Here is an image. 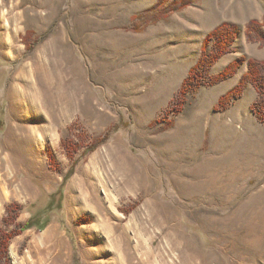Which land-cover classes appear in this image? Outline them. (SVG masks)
Instances as JSON below:
<instances>
[{
    "label": "rangeland",
    "instance_id": "rangeland-1",
    "mask_svg": "<svg viewBox=\"0 0 264 264\" xmlns=\"http://www.w3.org/2000/svg\"><path fill=\"white\" fill-rule=\"evenodd\" d=\"M173 1L141 17L159 0H0V230L11 203L23 206L20 223L55 193L59 206L44 231L11 241L12 264H264L257 91L249 84L214 109L247 64L191 94L171 124L165 115L220 24L239 35L213 74L243 55L264 60L245 34L264 0H194L169 13ZM70 137L82 143L73 159Z\"/></svg>",
    "mask_w": 264,
    "mask_h": 264
},
{
    "label": "trees",
    "instance_id": "trees-1",
    "mask_svg": "<svg viewBox=\"0 0 264 264\" xmlns=\"http://www.w3.org/2000/svg\"><path fill=\"white\" fill-rule=\"evenodd\" d=\"M170 0H159L156 6L147 10L141 17L149 16L153 12L158 13L163 5ZM194 0H175L168 8V12L172 13L175 10L183 9L190 5ZM158 18L154 19L157 22ZM246 38L249 42L260 43L264 46V19L263 21L250 20L246 26ZM238 29L229 24L222 23L209 32L202 42V54L195 64L189 70L188 76L183 81L178 95L170 102L169 108L166 111V118L168 123H172V116L180 114L185 107L188 97L197 92L202 86L216 85L230 77H233L239 72L244 64H247V71L241 77L238 84L225 95L220 97L218 103L214 107L215 111L222 112L227 110L236 100L244 95V91L249 84L253 85L257 91L258 99L253 105V110L257 118L264 123V60L256 58H248L240 56L230 62L225 69L217 74H213L212 70L215 64L227 53L231 52L233 45L238 38ZM211 46V50L207 52V48ZM5 122L0 117V134L4 131ZM117 129H110L101 137L96 138L90 147L87 148L88 152L94 151L97 147L106 143ZM82 143L76 144L73 138H67L63 141V147L68 151V156L74 158ZM51 167L59 171L58 161L51 148L47 149ZM64 187V186H62ZM58 196L55 193L52 196L50 203L41 211L32 214L29 220L25 223L18 221L22 214L23 206L19 203H11L6 208V215L3 218L5 227L0 230V264H12L9 256V248L11 241L32 229L44 231L50 224V213L59 206L55 204V198ZM133 208L125 211L127 214L132 212Z\"/></svg>",
    "mask_w": 264,
    "mask_h": 264
},
{
    "label": "bare ground",
    "instance_id": "bare-ground-1",
    "mask_svg": "<svg viewBox=\"0 0 264 264\" xmlns=\"http://www.w3.org/2000/svg\"><path fill=\"white\" fill-rule=\"evenodd\" d=\"M6 24V23H5ZM34 95V94H33ZM23 99V98H22ZM36 100V99H35ZM37 103V102H36ZM27 106V105H26ZM39 107V106H38ZM35 108V111L38 113V115H39V113H41V110L39 109V108Z\"/></svg>",
    "mask_w": 264,
    "mask_h": 264
}]
</instances>
